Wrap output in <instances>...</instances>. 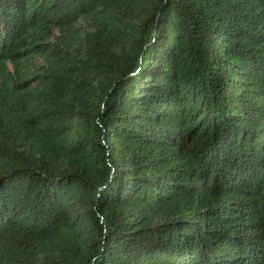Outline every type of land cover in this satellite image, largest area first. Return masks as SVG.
I'll return each mask as SVG.
<instances>
[{"label": "trees", "instance_id": "1", "mask_svg": "<svg viewBox=\"0 0 264 264\" xmlns=\"http://www.w3.org/2000/svg\"><path fill=\"white\" fill-rule=\"evenodd\" d=\"M0 264H264V0H0Z\"/></svg>", "mask_w": 264, "mask_h": 264}, {"label": "rangeland", "instance_id": "2", "mask_svg": "<svg viewBox=\"0 0 264 264\" xmlns=\"http://www.w3.org/2000/svg\"><path fill=\"white\" fill-rule=\"evenodd\" d=\"M148 200H144L140 203H138V205H136V207H131V206H127V210L130 211L132 210V212L135 215H139V217H142L143 214L148 212V215L153 217V218H159L161 215H165L168 214V207H162L160 202H150L147 203ZM147 206H149L148 208H146ZM134 208V209H132ZM148 210V211H147ZM155 210H158V212L154 213ZM129 214V213H128Z\"/></svg>", "mask_w": 264, "mask_h": 264}]
</instances>
